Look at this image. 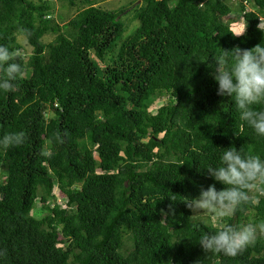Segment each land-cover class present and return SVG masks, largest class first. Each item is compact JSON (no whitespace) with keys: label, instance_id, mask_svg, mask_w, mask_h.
<instances>
[{"label":"trees","instance_id":"1","mask_svg":"<svg viewBox=\"0 0 264 264\" xmlns=\"http://www.w3.org/2000/svg\"><path fill=\"white\" fill-rule=\"evenodd\" d=\"M101 1L0 0V45L23 72L0 90V136L24 133L0 148V264H264V236L236 256L205 252L200 237L222 226L190 222L184 202L224 187L202 168L221 148L264 157V138L217 94L208 67L264 46V0H136L117 11ZM55 2L78 12L61 25ZM126 12L137 21L129 34ZM250 197L224 225L264 219V194Z\"/></svg>","mask_w":264,"mask_h":264},{"label":"clouds","instance_id":"2","mask_svg":"<svg viewBox=\"0 0 264 264\" xmlns=\"http://www.w3.org/2000/svg\"><path fill=\"white\" fill-rule=\"evenodd\" d=\"M257 27L264 31L261 22ZM245 28L246 24L231 33L240 36ZM232 50L234 63L228 67L225 66L224 56L216 57L215 63L208 65L210 75L217 83V94L222 97L231 96L239 119L258 137L264 138V46L257 44L251 49L235 47ZM14 56L15 53L7 46L0 45V72L3 73L0 76V90L11 91L13 82L23 74ZM23 141V132H9L0 136V148L6 150ZM221 149L217 163L202 168L224 187L217 190L215 184H209L206 188L200 186L197 196L188 197L184 201L193 213L207 211L225 217L242 205L255 203L250 197L253 189L264 194V157L251 151L245 152L241 148L237 150L234 146ZM258 236H264V219L224 225L215 233L202 235L199 245L205 252L236 256L239 251L254 243Z\"/></svg>","mask_w":264,"mask_h":264},{"label":"rangeland","instance_id":"3","mask_svg":"<svg viewBox=\"0 0 264 264\" xmlns=\"http://www.w3.org/2000/svg\"><path fill=\"white\" fill-rule=\"evenodd\" d=\"M135 1L136 0H102L99 3V5L104 7L107 10L117 11V10H120L121 8L130 7L131 6L130 4H132V2H135ZM54 4H55V7H54V13H53L52 18L61 25L68 22L78 12L77 7H70L66 3L62 4L60 2H55ZM122 18L125 19V22L128 25L127 34H129V32H131V30L136 27L137 21L134 19V15L129 12H126L125 14H123ZM232 26L234 27L235 31L239 30L241 27L244 26L243 19L242 18L237 19V21L234 22ZM54 38H55L54 34H48L44 37L43 41L45 43H49ZM18 41L23 46L24 52L27 55H31L32 48L28 46L26 38L24 36H19ZM161 103H162V98L156 100L152 109L158 108L161 105ZM54 194L57 198L56 204H59L63 208L69 209V207L67 206V200L64 198V194L57 189L54 191ZM45 214H46V210L44 206L38 203L34 210V215L38 218H41L45 216ZM192 215L193 216L189 217L190 222L203 221V222L212 224L213 226L221 227L225 224L224 220L230 218L232 216V213L225 217H218L217 215H215V213H211L207 211H198L196 213L192 212ZM248 220H252V219L248 218ZM248 220H245L244 222Z\"/></svg>","mask_w":264,"mask_h":264}]
</instances>
